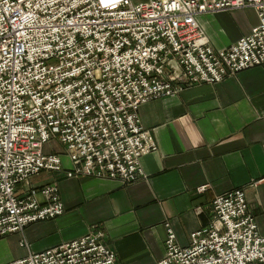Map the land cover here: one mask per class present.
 Listing matches in <instances>:
<instances>
[{"label": "built area", "instance_id": "2783aa9c", "mask_svg": "<svg viewBox=\"0 0 264 264\" xmlns=\"http://www.w3.org/2000/svg\"><path fill=\"white\" fill-rule=\"evenodd\" d=\"M253 8L259 25L216 51L203 14ZM264 67V0H0V238L64 214L44 172L70 178H143L156 152L140 108ZM57 142L61 152L46 151ZM205 190V187L201 189ZM213 220L182 247L168 224L158 264H264V236L245 193L213 202ZM26 244H22L25 247ZM10 264H118L102 231Z\"/></svg>", "mask_w": 264, "mask_h": 264}, {"label": "crops", "instance_id": "0c3cea01", "mask_svg": "<svg viewBox=\"0 0 264 264\" xmlns=\"http://www.w3.org/2000/svg\"><path fill=\"white\" fill-rule=\"evenodd\" d=\"M198 22L212 48L221 51L250 35L260 21L248 7L203 14ZM139 117L157 145L141 159L143 178L129 185L70 178L71 163L62 157L65 172H44L31 182L38 188L56 185L64 214L0 238V264L99 228L118 264H158L166 254L168 224L178 244L190 246L192 234L213 220L215 199L235 190L245 193L264 236V67L150 101Z\"/></svg>", "mask_w": 264, "mask_h": 264}, {"label": "rangeland", "instance_id": "374dc122", "mask_svg": "<svg viewBox=\"0 0 264 264\" xmlns=\"http://www.w3.org/2000/svg\"><path fill=\"white\" fill-rule=\"evenodd\" d=\"M49 146L53 149V150H55V151H57V152H61V150H62V147L57 143V142H52L51 144H49ZM102 231L103 233H104V238H106V234H105V232L102 230V229H96V230H94L93 232H96V231ZM8 236H10V235H8ZM7 237V236H6ZM1 238H4V237H1ZM192 240V239H191ZM192 242V241H191Z\"/></svg>", "mask_w": 264, "mask_h": 264}]
</instances>
